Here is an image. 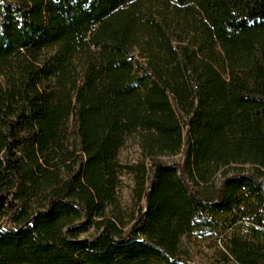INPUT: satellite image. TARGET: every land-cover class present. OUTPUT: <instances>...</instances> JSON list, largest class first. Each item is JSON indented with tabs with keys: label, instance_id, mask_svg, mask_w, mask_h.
Returning a JSON list of instances; mask_svg holds the SVG:
<instances>
[{
	"label": "trees",
	"instance_id": "obj_1",
	"mask_svg": "<svg viewBox=\"0 0 264 264\" xmlns=\"http://www.w3.org/2000/svg\"><path fill=\"white\" fill-rule=\"evenodd\" d=\"M263 179L264 0H0V264H264Z\"/></svg>",
	"mask_w": 264,
	"mask_h": 264
},
{
	"label": "rangeland",
	"instance_id": "obj_2",
	"mask_svg": "<svg viewBox=\"0 0 264 264\" xmlns=\"http://www.w3.org/2000/svg\"><path fill=\"white\" fill-rule=\"evenodd\" d=\"M184 153H179L175 157L164 156L160 160L161 164L166 166H182L184 164L185 158ZM138 146L136 141L131 139L126 143V146L119 153V159L121 163L126 165H131L139 162L141 159ZM230 174H252V168L250 166H245L242 168L230 167L227 169ZM222 181V177L218 175L214 179L215 187H219ZM264 186V179L262 182ZM133 187V177L129 174H122L121 184L118 191L119 204L123 210V214L133 213L137 208L134 201V196L132 193ZM141 206L144 204L141 203ZM247 224H245L246 226ZM233 229L224 228L216 229L214 226L207 230H194L190 236L183 239L180 249L186 253L183 264H234L232 262H224L218 251L221 248V240L225 234H232ZM93 231L92 228L87 230V233L83 235V238L90 237Z\"/></svg>",
	"mask_w": 264,
	"mask_h": 264
}]
</instances>
